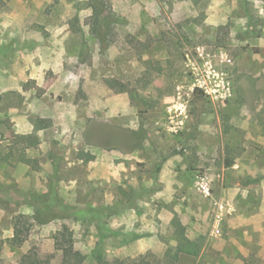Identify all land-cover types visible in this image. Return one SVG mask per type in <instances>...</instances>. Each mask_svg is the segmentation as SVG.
I'll return each mask as SVG.
<instances>
[{"label":"rangeland","instance_id":"1","mask_svg":"<svg viewBox=\"0 0 264 264\" xmlns=\"http://www.w3.org/2000/svg\"><path fill=\"white\" fill-rule=\"evenodd\" d=\"M102 1L0 0V264H264V0Z\"/></svg>","mask_w":264,"mask_h":264},{"label":"trees","instance_id":"2","mask_svg":"<svg viewBox=\"0 0 264 264\" xmlns=\"http://www.w3.org/2000/svg\"><path fill=\"white\" fill-rule=\"evenodd\" d=\"M87 7L91 9V19H92V33L100 40L103 41L107 37V31L109 24L114 19V12L111 7L104 3L102 0H87ZM39 121H44L39 119ZM159 169V166L157 167ZM61 236V237H60ZM64 234L58 232L54 236V245L56 249L61 250L64 259L69 257H77L79 259L80 253L74 249L72 239L67 237L65 240L62 239ZM24 237L21 234L17 225L14 227V232L9 239L10 243L14 246H19L24 241ZM97 264H105V259L103 255L99 252L96 254ZM47 260H42V256L37 250L30 248L25 253H23L18 261V264H46ZM122 264H163L160 259H149L147 254L138 256L137 258H129L123 261ZM173 264L170 260L168 263Z\"/></svg>","mask_w":264,"mask_h":264},{"label":"built area","instance_id":"3","mask_svg":"<svg viewBox=\"0 0 264 264\" xmlns=\"http://www.w3.org/2000/svg\"><path fill=\"white\" fill-rule=\"evenodd\" d=\"M182 119L178 115H169L167 122V130L172 133L178 132L182 128Z\"/></svg>","mask_w":264,"mask_h":264}]
</instances>
